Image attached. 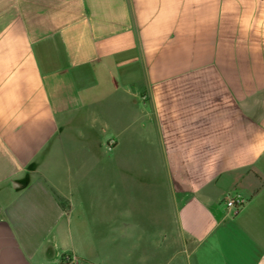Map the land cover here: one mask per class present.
I'll use <instances>...</instances> for the list:
<instances>
[{
	"label": "crops",
	"instance_id": "0c3cea01",
	"mask_svg": "<svg viewBox=\"0 0 264 264\" xmlns=\"http://www.w3.org/2000/svg\"><path fill=\"white\" fill-rule=\"evenodd\" d=\"M136 228L264 264V0H0V264H134Z\"/></svg>",
	"mask_w": 264,
	"mask_h": 264
},
{
	"label": "rangeland",
	"instance_id": "374dc122",
	"mask_svg": "<svg viewBox=\"0 0 264 264\" xmlns=\"http://www.w3.org/2000/svg\"><path fill=\"white\" fill-rule=\"evenodd\" d=\"M137 169L142 170V166H135L136 174L138 173L137 174L138 177L141 172L140 170ZM134 184L135 186L133 187L131 182H128V180H123L120 186L121 188H125L129 191V195L128 197H126L125 204L126 203H129V205L133 204L136 210L135 212L139 213V209L140 208L142 209L143 205L145 204L147 205V203L149 205H152L154 204L155 201L150 196H148L146 192H144V189L142 187L138 186L139 185L138 182H134ZM156 216L157 214L155 213L149 214V217H153V220L155 219ZM145 231L147 230L140 228H136L135 230L136 233H135L134 264H148L149 260H151L149 264H162V262L158 261V258H156L155 260L154 257L158 255L159 250L162 249L163 245H160L158 243L149 245L147 242L148 240L144 239L143 237V234L146 233ZM120 260H123V256H120Z\"/></svg>",
	"mask_w": 264,
	"mask_h": 264
},
{
	"label": "built area",
	"instance_id": "2783aa9c",
	"mask_svg": "<svg viewBox=\"0 0 264 264\" xmlns=\"http://www.w3.org/2000/svg\"><path fill=\"white\" fill-rule=\"evenodd\" d=\"M223 203L228 210L237 215L244 206L245 201L237 195H229L223 200Z\"/></svg>",
	"mask_w": 264,
	"mask_h": 264
}]
</instances>
